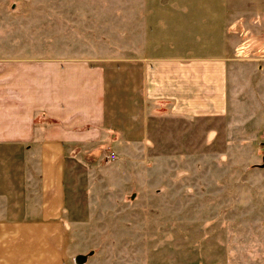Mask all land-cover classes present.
I'll use <instances>...</instances> for the list:
<instances>
[{
  "label": "rangeland",
  "instance_id": "374dc122",
  "mask_svg": "<svg viewBox=\"0 0 264 264\" xmlns=\"http://www.w3.org/2000/svg\"><path fill=\"white\" fill-rule=\"evenodd\" d=\"M261 1L0 0V65L211 57L222 44L214 19L231 3ZM183 127L102 140L100 154L74 158L64 264H264V108Z\"/></svg>",
  "mask_w": 264,
  "mask_h": 264
},
{
  "label": "crops",
  "instance_id": "0c3cea01",
  "mask_svg": "<svg viewBox=\"0 0 264 264\" xmlns=\"http://www.w3.org/2000/svg\"><path fill=\"white\" fill-rule=\"evenodd\" d=\"M214 25L222 44L211 57L144 52L112 66L69 57L6 58L0 65V264H64L63 220L74 194L66 173L78 155L100 154L94 146L102 140L146 139L231 108H264V0L231 3Z\"/></svg>",
  "mask_w": 264,
  "mask_h": 264
},
{
  "label": "water",
  "instance_id": "95a60500",
  "mask_svg": "<svg viewBox=\"0 0 264 264\" xmlns=\"http://www.w3.org/2000/svg\"><path fill=\"white\" fill-rule=\"evenodd\" d=\"M84 260H86V257L85 256H81L80 261L82 262Z\"/></svg>",
  "mask_w": 264,
  "mask_h": 264
},
{
  "label": "built area",
  "instance_id": "2783aa9c",
  "mask_svg": "<svg viewBox=\"0 0 264 264\" xmlns=\"http://www.w3.org/2000/svg\"><path fill=\"white\" fill-rule=\"evenodd\" d=\"M111 158H112V159H115V158H116V155H115V154H112V155H111Z\"/></svg>",
  "mask_w": 264,
  "mask_h": 264
}]
</instances>
